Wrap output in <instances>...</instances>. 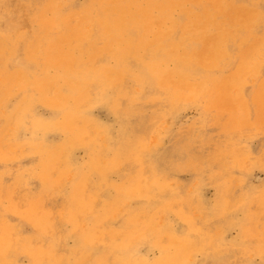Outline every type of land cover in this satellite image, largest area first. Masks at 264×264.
<instances>
[{
    "label": "rangeland",
    "instance_id": "obj_1",
    "mask_svg": "<svg viewBox=\"0 0 264 264\" xmlns=\"http://www.w3.org/2000/svg\"><path fill=\"white\" fill-rule=\"evenodd\" d=\"M34 1L0 0V264H264V0Z\"/></svg>",
    "mask_w": 264,
    "mask_h": 264
},
{
    "label": "bare ground",
    "instance_id": "obj_2",
    "mask_svg": "<svg viewBox=\"0 0 264 264\" xmlns=\"http://www.w3.org/2000/svg\"><path fill=\"white\" fill-rule=\"evenodd\" d=\"M35 3L36 2H38V0H35L34 1ZM25 9L27 10V8L25 7ZM28 11V10H27ZM73 30H74V28H73ZM95 169V168H94ZM83 187H84V184H83ZM78 189L79 190H81L80 189V187H78ZM264 197V196H263ZM81 199V198H80ZM79 199V197H78V195L74 198V201H79L80 200ZM253 202H250V204H252ZM260 209H264V202H263V205H262V207L260 208V205H259V208H258V211H260ZM39 217V216H38ZM180 256H177L176 258H173V259H171L170 260V263L169 264H179L180 263ZM32 259V263L33 264H42L43 263V259H41V258H39L38 256H33V258H31Z\"/></svg>",
    "mask_w": 264,
    "mask_h": 264
}]
</instances>
